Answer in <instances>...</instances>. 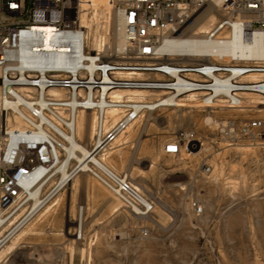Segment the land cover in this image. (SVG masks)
<instances>
[{
  "label": "built area",
  "instance_id": "obj_1",
  "mask_svg": "<svg viewBox=\"0 0 264 264\" xmlns=\"http://www.w3.org/2000/svg\"><path fill=\"white\" fill-rule=\"evenodd\" d=\"M209 1L109 0L125 31L115 50L89 42L81 0H0V231L9 226L0 249L53 198L54 186L47 187L66 161L67 146L83 142L76 133L79 113L96 119L84 160L70 158L77 162L74 175L90 173L124 208L146 215L154 202L104 161L118 138L150 112L182 104V97L209 112L238 107L246 93L264 97V58L162 51V41L184 34L193 13ZM218 7L223 13L209 38L223 42L236 31L248 43L264 36V0H221ZM23 51L48 61L26 63ZM263 128L260 118L221 121L230 139L256 137ZM201 144L195 130L180 129L164 151L180 155ZM193 207L201 211L197 202ZM74 234L83 238L80 228Z\"/></svg>",
  "mask_w": 264,
  "mask_h": 264
},
{
  "label": "rangeland",
  "instance_id": "obj_2",
  "mask_svg": "<svg viewBox=\"0 0 264 264\" xmlns=\"http://www.w3.org/2000/svg\"><path fill=\"white\" fill-rule=\"evenodd\" d=\"M181 103L138 120L106 156L154 202L153 212L127 210L90 173L80 172L16 233L11 240L24 236L0 264H264V128L252 138L230 139L221 131L225 119L264 120V109L209 112ZM209 114L214 123L205 121ZM180 129L195 130L201 146L165 153ZM80 207L84 233L76 239Z\"/></svg>",
  "mask_w": 264,
  "mask_h": 264
},
{
  "label": "bare ground",
  "instance_id": "obj_3",
  "mask_svg": "<svg viewBox=\"0 0 264 264\" xmlns=\"http://www.w3.org/2000/svg\"><path fill=\"white\" fill-rule=\"evenodd\" d=\"M220 2L221 0L209 1L207 2L208 4L207 8H205L204 10H202L201 8L197 9L193 13V16L191 17V19L186 23L184 34L173 35L172 37L166 38L164 41H162L161 43L162 51L167 54H185V55L199 54V55H202V57L207 56V55H213L217 57L218 56H228L230 58L232 57L234 58H264V36H257L253 42H248V43L241 42L239 39V35L236 31L233 33L232 32L226 33V40L223 42H219L215 39L208 37L207 33L210 32L211 29L216 25L221 14L223 13V11L218 7L220 5ZM200 9L202 10L201 12H199ZM79 15H80V21L82 25L88 28L87 31H88L89 42L92 45L96 46L97 49H101L103 46L106 47L108 44L113 45L115 50L120 49L122 47L125 41L124 27L121 24V22L117 20L114 14V11L112 10L109 4V0H81ZM101 29H104L106 31L100 32ZM111 38H112V43H110ZM46 47L54 48V45L49 43L47 44ZM62 49H67V48L66 46H62ZM184 59L188 60L189 58L185 57ZM22 61L26 63H37L39 65H42L43 63H46L48 59L42 56L35 57V56L30 55L28 52L23 51ZM0 74H2V68H0ZM123 94L128 95V97H132L131 92H118V95H123ZM136 94L140 95L137 97H143L145 95L144 92H138ZM248 95H250V97ZM247 96L248 98H246ZM169 100H172V99H169ZM169 100H167V102H169ZM178 101L179 103L188 102L189 103L188 107L201 108L197 105L190 104L192 103L191 101H193L192 98L182 97ZM171 102H174V101H171ZM239 104L240 105L238 107H228V108H233V109L235 108L234 110H236V108L243 109V110L244 109L253 110L255 108H260L263 110L264 109V97L254 94V93H246V95L240 99ZM179 105L180 104H178V106ZM109 113L115 119L117 118L116 110H110ZM149 117H151V112L149 113L147 119ZM95 119H96V116L93 114H86L83 112L79 113L78 118H77L76 133H77V137L81 139L83 142L78 141L76 144L72 143V145L67 146L69 153L66 157V161L62 165H59L56 168V171L59 172V175L57 178H54L49 184L51 188L54 186V189H52L51 191L52 195H55V193L64 185L66 188L70 185H74V183L71 184V182L73 178L77 175V174L74 175L75 173L74 169H75L77 162L72 161L70 158L74 157L80 162L84 160L89 150L88 145L94 133L93 129L95 125ZM205 121L207 123H212V122L214 123L215 119L209 114L205 118ZM133 125L134 123L130 127L132 128ZM193 153L196 154L198 152H193ZM120 155L121 154L119 153V156ZM112 160H114V158ZM104 161L107 165H109V163L106 161V157L104 158ZM121 162L123 163V161ZM77 182L78 181L76 180V183ZM57 201L55 203H57ZM48 210H49V207L46 208V210L43 212V216ZM1 212L2 211H0V213ZM83 227H84L83 207H80V218L77 222V228H80L82 235L84 233ZM22 235L20 236L17 235L15 240H11L12 241L11 244H8L3 249H1L0 259L2 258L3 254H6L5 252L11 253V251L15 248V246H17L16 244H19L18 242L19 239L24 236Z\"/></svg>",
  "mask_w": 264,
  "mask_h": 264
}]
</instances>
